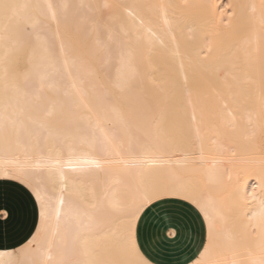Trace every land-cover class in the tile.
<instances>
[{
  "label": "snow or ice",
  "instance_id": "snow-or-ice-1",
  "mask_svg": "<svg viewBox=\"0 0 264 264\" xmlns=\"http://www.w3.org/2000/svg\"><path fill=\"white\" fill-rule=\"evenodd\" d=\"M210 7L0 0V264H264V0Z\"/></svg>",
  "mask_w": 264,
  "mask_h": 264
},
{
  "label": "bare ground",
  "instance_id": "bare-ground-1",
  "mask_svg": "<svg viewBox=\"0 0 264 264\" xmlns=\"http://www.w3.org/2000/svg\"><path fill=\"white\" fill-rule=\"evenodd\" d=\"M222 1V0H221ZM162 2H169V0H162ZM175 2V0H173ZM231 0H226L224 2L218 3V0H192V3L202 4V5H211L210 8H204L195 10L203 17H207V15L212 14L215 15L217 19V23L221 19L220 12L224 11L227 7V4L230 3ZM224 5V8H219L218 6ZM227 19H224V23L227 24ZM202 23V21H201ZM200 121V113L197 111V124L201 127L202 135L207 136V128L199 123ZM205 159L206 160H215L218 162V167L221 170L227 169L228 174L231 175V187L238 188L241 192L247 191L249 194L255 189L256 192H259V177L255 175V171L253 168L237 162L236 164L231 163L230 161L233 159L230 154H220L218 153L214 147L208 143L207 139H205ZM179 159L177 155H171V163L174 165L175 162Z\"/></svg>",
  "mask_w": 264,
  "mask_h": 264
},
{
  "label": "crops",
  "instance_id": "crops-1",
  "mask_svg": "<svg viewBox=\"0 0 264 264\" xmlns=\"http://www.w3.org/2000/svg\"><path fill=\"white\" fill-rule=\"evenodd\" d=\"M161 219H163L164 222L166 223V217H163L162 214L160 219H158L155 215H150L145 219L144 224H142V230L145 227L150 228L153 226H159L161 224ZM12 243H15V241H10L7 239L4 241L5 245H9ZM197 243H198V238L197 241H194L190 237L182 236L179 241L180 250L178 254H169L165 256L161 250L156 248L155 244L149 246V251L153 252L154 257L159 261H163L165 259L174 261L177 258H179L181 262H184L187 261L190 257H192L196 253Z\"/></svg>",
  "mask_w": 264,
  "mask_h": 264
},
{
  "label": "rangeland",
  "instance_id": "rangeland-1",
  "mask_svg": "<svg viewBox=\"0 0 264 264\" xmlns=\"http://www.w3.org/2000/svg\"><path fill=\"white\" fill-rule=\"evenodd\" d=\"M224 1H226V0H222V1L220 0V3H221V2H224ZM218 3H219V0H218Z\"/></svg>",
  "mask_w": 264,
  "mask_h": 264
}]
</instances>
